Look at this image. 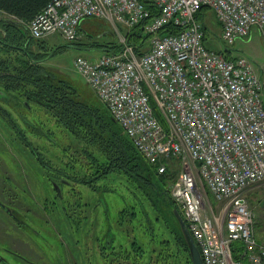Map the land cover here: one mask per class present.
Instances as JSON below:
<instances>
[{
  "label": "built area",
  "instance_id": "built-area-1",
  "mask_svg": "<svg viewBox=\"0 0 264 264\" xmlns=\"http://www.w3.org/2000/svg\"><path fill=\"white\" fill-rule=\"evenodd\" d=\"M205 9L228 46L255 28L264 42V0H50L28 29L72 41L87 17L111 22L122 48L79 55L77 70L158 173L176 171L171 196L204 264H264L246 196L264 182V63L209 49ZM139 23L150 35L140 53L119 29Z\"/></svg>",
  "mask_w": 264,
  "mask_h": 264
},
{
  "label": "trees",
  "instance_id": "trees-1",
  "mask_svg": "<svg viewBox=\"0 0 264 264\" xmlns=\"http://www.w3.org/2000/svg\"><path fill=\"white\" fill-rule=\"evenodd\" d=\"M49 1L0 0V114L19 130L22 151L30 152L37 161L38 174L45 175L48 184H58L61 196L55 193L52 207L60 210L73 232L80 230L77 219H81L77 217V184L123 200L111 218L110 203H105L102 234L94 236L99 252L86 264H193L166 201L170 197L182 214L170 190L176 171L158 173L107 107L101 111L83 101L74 84L45 65L58 47L32 37L28 23ZM148 5L152 7L150 2ZM166 30L175 33L179 28L170 25ZM204 30L206 45L211 34L206 23ZM81 31L82 25L79 34ZM124 33L127 43L137 46L139 53L150 38L142 23ZM96 47L118 52L122 45ZM221 52L234 57L228 48ZM13 113L19 116L22 128ZM24 129L55 146L53 156L60 164L53 165L35 151ZM98 180L103 184L95 185Z\"/></svg>",
  "mask_w": 264,
  "mask_h": 264
},
{
  "label": "rangeland",
  "instance_id": "rangeland-1",
  "mask_svg": "<svg viewBox=\"0 0 264 264\" xmlns=\"http://www.w3.org/2000/svg\"><path fill=\"white\" fill-rule=\"evenodd\" d=\"M204 22L211 31L206 40L209 49L221 52L228 48L234 56H247L257 68L264 63V42L258 29H253L248 38L238 39L233 45L228 46L221 38V24L213 10L206 11ZM81 25L82 34H79L76 41L70 42L60 34H51L45 38L49 47H58L45 61V65L74 84L83 101L104 111L106 105L77 70L74 60L79 55L89 59L101 57L107 51L96 47V44H107L115 48L120 44V33L111 22L100 17H87ZM119 29L121 33L125 32L122 26ZM149 47L147 40L143 49ZM13 116L18 126L22 128L19 116L15 113ZM13 127L15 126L11 122L7 123L0 114V190H5L6 200L12 201L13 198H17L14 203L20 204L24 210L28 209L19 214L28 225L22 227L20 239H8L11 237L8 231L13 229L5 224L6 245L9 243L32 261H25L5 251L1 254L8 262L1 260L0 264H86L87 259H93L99 252V241L94 236L102 234L105 203H110L111 218L116 216L123 200L114 199L109 193L103 196L100 191L93 190L86 184H77L75 191L80 195L76 204L77 217L81 219H77L80 230L73 232L74 229L65 220L66 218L63 219L60 210L52 207L56 192L49 186L46 176L38 174L39 164L31 158L30 152L26 154V150L22 151L24 146L19 139V130ZM24 130L32 145L37 148L35 151L41 152L53 165L60 164L53 156L55 146L45 138L38 139L32 130ZM102 184L103 181L98 180L95 185ZM9 194L12 196L10 197ZM246 196L255 214V232L258 238L264 240V182L251 186ZM87 203L89 205H85ZM213 206L216 207V204Z\"/></svg>",
  "mask_w": 264,
  "mask_h": 264
},
{
  "label": "flooded vegetation",
  "instance_id": "flooded-vegetation-1",
  "mask_svg": "<svg viewBox=\"0 0 264 264\" xmlns=\"http://www.w3.org/2000/svg\"><path fill=\"white\" fill-rule=\"evenodd\" d=\"M49 185L55 190L56 193V187H59L58 184H53L51 181H49ZM5 190H0V261L3 260V262H8L5 257L2 256V252H8L12 253L16 256H19L21 259L28 261L29 259L27 255L23 253H19L15 248L11 247L9 243L6 245V236H5V224L8 225L12 231H8L10 233L11 237H8V239H20V234L23 226H27L28 223L23 221L20 217L21 211H28V209H23L20 204H15L17 201V198H13L14 200H6L4 198L5 196ZM11 197L12 194H9ZM21 199V198H20ZM22 200V199H21ZM23 201V200H22ZM15 202V203H14ZM21 202V201H20ZM8 221H6V219ZM29 261H32L31 259Z\"/></svg>",
  "mask_w": 264,
  "mask_h": 264
},
{
  "label": "water",
  "instance_id": "water-1",
  "mask_svg": "<svg viewBox=\"0 0 264 264\" xmlns=\"http://www.w3.org/2000/svg\"><path fill=\"white\" fill-rule=\"evenodd\" d=\"M56 190H57L58 194H60V196H61V190L58 187H56ZM166 201H167L168 206L171 210L175 224L177 225L179 231L181 232V235H182V237H183V239H184V241L188 247V250L190 252V256H191L193 264H204L200 248H199L196 240L194 239L190 229L188 228L182 214L177 209V207L174 205V203L172 202L170 197H167Z\"/></svg>",
  "mask_w": 264,
  "mask_h": 264
},
{
  "label": "crops",
  "instance_id": "crops-1",
  "mask_svg": "<svg viewBox=\"0 0 264 264\" xmlns=\"http://www.w3.org/2000/svg\"><path fill=\"white\" fill-rule=\"evenodd\" d=\"M232 56H234L233 54H232ZM257 235V234H256ZM257 238H258V235H257ZM259 240H263V239H260V238H258Z\"/></svg>",
  "mask_w": 264,
  "mask_h": 264
}]
</instances>
